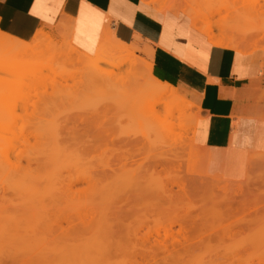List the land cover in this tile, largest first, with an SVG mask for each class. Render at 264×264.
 I'll return each mask as SVG.
<instances>
[{
	"label": "rangeland",
	"instance_id": "374dc122",
	"mask_svg": "<svg viewBox=\"0 0 264 264\" xmlns=\"http://www.w3.org/2000/svg\"><path fill=\"white\" fill-rule=\"evenodd\" d=\"M212 1H215L214 5L208 7L213 9L224 3L220 8L223 10L219 11L221 14L217 12L220 15H210L212 21L205 22L215 23L214 30L222 33L230 27L229 23L234 27V30L230 27V35L232 33L240 41L245 37L247 43H260L262 47L264 0ZM204 9L201 8V12L207 16L208 10ZM223 26H227L226 29ZM55 28L45 33L53 34ZM94 37L96 35L86 24L78 23L76 46L82 48ZM53 65V70L46 69L47 72L38 75L45 76L28 79L26 83L12 70L0 73V86L5 83L3 89L14 88L0 92V219L6 224V229L0 231L6 238L0 241V260L16 256L22 260L27 258L32 264H72L75 256H84L88 249L94 251L107 245V237H112L113 233L115 239L127 237L133 244L136 240L138 253L146 249L151 251L148 254L157 253L160 257L174 254L170 257L174 259L171 264H264V163L254 165L256 167H250L249 163L248 176L242 181H230L212 174L206 152L194 142V120L199 117V111L190 101L195 108L190 111V123L186 124L187 128L190 126L186 133L188 137L184 134L183 141L191 142L192 147L184 142V150H176L179 157L176 163L182 164L181 171H175L171 165V172L167 167L150 171V164L153 165L159 153H164L169 160L174 154L171 147L161 145L152 123L145 122L137 112L143 99L120 97L121 94L105 95L88 87L82 67ZM34 69L38 67L30 68L31 71ZM122 104L129 107L128 111ZM113 107L122 113L114 112ZM102 109L107 112L102 113ZM98 110L104 115L116 114H109L107 118L102 115L105 120L100 116L105 122V132L109 131L106 137H109L93 140L89 135L86 138L76 129V115L91 117V113ZM134 110L136 113L131 117L130 112ZM113 117L116 118L113 120ZM20 142L23 148L19 146ZM89 142L92 144L87 149L84 144ZM157 142L161 148L157 147ZM259 157L262 155H254L251 159ZM12 166H19L20 173L22 168L25 169L24 175L11 170L14 169ZM180 177L188 186L184 193L180 189ZM238 188L242 189V195H233ZM157 189H165L167 196L163 203L159 201L161 204L155 197V192H159ZM185 193L191 197L187 199L183 196ZM159 206L164 210H159ZM205 207L208 208L206 211ZM104 223L114 224L111 235L107 234L109 229L106 230ZM177 223L186 224V228L183 227L188 232L184 233ZM111 251L107 253L111 258L106 254L109 259L102 260L104 263L128 262L127 256L125 262L124 256H118L122 250L119 254L115 249ZM76 259L78 261L79 257ZM166 261L167 258L160 264ZM139 262L143 261L139 259Z\"/></svg>",
	"mask_w": 264,
	"mask_h": 264
},
{
	"label": "crops",
	"instance_id": "0c3cea01",
	"mask_svg": "<svg viewBox=\"0 0 264 264\" xmlns=\"http://www.w3.org/2000/svg\"><path fill=\"white\" fill-rule=\"evenodd\" d=\"M175 12L142 0H0V30L30 41L62 21L74 22L76 34L84 23L96 37L83 48L111 31L154 66L158 80L196 105L194 142L206 152L209 171L242 181L249 163H259L251 157H264V40L251 53L214 47L189 14Z\"/></svg>",
	"mask_w": 264,
	"mask_h": 264
},
{
	"label": "bare ground",
	"instance_id": "6f19581e",
	"mask_svg": "<svg viewBox=\"0 0 264 264\" xmlns=\"http://www.w3.org/2000/svg\"><path fill=\"white\" fill-rule=\"evenodd\" d=\"M142 1H144L147 4L155 6L158 10H160L162 12H166V11H173L174 12V11H176L175 13H178L179 11H183L185 14H187V15L189 14L188 16L189 17L191 16L193 19L194 26L198 29V31H200L203 35H205L206 37L209 38L210 43L212 45H214V47L216 46V47H221L222 49H224V48L234 49V50H236L238 52H242V53H251L256 49L262 48L261 46H259V45H261L260 43H259V45L254 43V45H253L250 42L247 43L248 40L245 37H244V39L246 41L244 39H243V41L242 40L240 41L236 37L232 36L233 35L232 33L230 35V31L234 30V27H232L228 22H227L228 26H230L232 30H230V27H228L227 28L228 30H227L226 29L227 26L226 27L223 26L226 29L225 32L222 29L224 33H222L220 29L219 30L221 33L214 30L215 27L213 24H215V23L211 24L209 22H205V20L208 21V20L213 19L210 15H213L219 11H222L223 8H222V10H220V8L224 3L221 4L220 7L217 6L216 8L213 7V9H212L211 7H208L209 4L214 5L215 1L213 2L212 0H142ZM219 2H222V0H220ZM201 8L202 9L205 8L204 10H208L209 15L207 14V16H206L204 13H202ZM225 11H228V9ZM219 13L221 14V12H219ZM220 14H218V15H220ZM227 23H226V25H227ZM106 28L109 29L108 26ZM226 31H229V32H227L229 34H227ZM75 32L76 31H74V26H73L71 21H62L61 23H59L58 26L55 28V31L53 34L45 33L44 29L38 30L37 34L30 41H23V40L17 39V38L12 37V36L2 32L0 30V73L2 71H5V70H12L17 75H20V80L22 82L26 83V81L28 79H32V78L36 79V77L38 79V77L45 76L42 74H40L41 76H38V75H39V73H44L45 71L47 72V70L48 71L53 70V67H54L53 64H55V63L56 64L59 63L61 66H79V68L82 67L83 73L85 74L86 79H87V85L90 89L94 88L98 91H101L103 94L105 93V95H106V93L109 94V96H110V94H112V95L121 94L120 97L124 96L126 98L127 97H134V96L141 97L143 99V103L138 106L137 112L141 115V117L143 118V120L145 122L150 121L152 123V125L154 126L153 129L157 130L156 133L158 132L157 134H159V136H160V141L162 143L161 145L162 146L164 145V147L167 145L169 147H171L172 148L171 152H173V154H174L173 159L169 160L168 157L166 155H164V153H159V155H157L155 157L156 159H155V161H153V165L150 164L151 168H149V170L150 171H156L159 167H161L163 170L167 167L168 169H170V172H171L172 167H173L175 171L180 172L182 169V164L176 163V161L179 159V157L176 155V150H178V149L184 150V147L186 146L187 142L183 141L184 134L186 135L187 129L189 130L190 126L188 128H187V126H188V123H190V111L192 110V108H195V107L191 103H189L186 99L181 97L173 86L158 80L154 75V66L151 63L147 62L146 60L142 59L141 57L137 56L135 53H133L128 45L118 41L111 31H109V30L104 31V33H102V35L100 37L98 44L96 46H90V47L86 46L87 48H83V47L80 48V47L76 46V44H75V34L76 33ZM263 48H264V46H263ZM35 66H37L38 69H34L31 71L30 68H33ZM5 73H7V72L5 71ZM2 74H4V73H2ZM33 80H31V81H33ZM3 83L4 82L2 81V84ZM6 85L8 87L11 86V84L9 86L7 83H6ZM23 85H24V83H23ZM2 86H0V92H2V93L7 92L8 90L13 91V89H14V88H6L5 87L6 89L4 88L5 89L4 90ZM23 88H24V86H23ZM8 93H10V92H8ZM4 95L5 94H3V96ZM1 99H3V98H1ZM1 101H4V100H1ZM123 106H124L125 110L127 109V111H128L129 107H126L125 105H123ZM115 107L117 108V106H115ZM115 107L112 108L114 112L119 111L122 113V110L120 111L119 108L117 110H115L116 109ZM109 110L112 111L111 109H109ZM101 111H102V113L107 112L106 109H105V111H104V109H102ZM101 111L98 110L97 112L96 111L93 112L94 114L91 113L92 114V115H90L91 117H83V116H89V115H83V114H81V117L76 115V117H78V118L75 117L77 120L74 122L76 129L79 130L84 136H86V138L89 135H91L93 137V140H99L101 138H108L109 137V136L106 137V134H108L109 131L107 133V132H105V131H107V129L103 128V126L105 125L104 124L105 122L103 123V121L105 120V117H103L102 115H104L105 113L102 114ZM1 112H0V114H1ZM124 113H125V111H124ZM134 113H136L135 110L130 112L131 117H133L132 115ZM109 114H110V112H109ZM109 114H107V115L109 116ZM107 115H104V116H106V118H107L108 117ZM110 115L115 116L116 114H110ZM100 116H102V118L104 120H102V119L100 120V118H101ZM115 118L116 117H113V120ZM198 118L199 117H197L194 120V125H196ZM111 120H112V118H111ZM186 124H187V126H186ZM79 126H81L82 128H80ZM193 127H192V129H193ZM178 132H182V134H180V133L178 134ZM17 134L19 135L20 133L17 132ZM192 134L194 135V133H192ZM186 137H188V136L186 135ZM2 139H4V138H2ZM186 140H187V138H186ZM21 141H24V140H21ZM184 142H186V143H184ZM126 143L128 144V142H126ZM182 143H184V144H182ZM21 144H23V143H21V142L19 143L20 147H22ZM91 144H92L91 142H89L87 144L85 143L84 146L88 149V147H90ZM130 144H132V143H130ZM189 144L187 143L188 147H192V145H189ZM9 145L11 147V143ZM158 145H160V143L157 142V147L161 148V145L160 146H158ZM2 147H3V145H2ZM7 149H9V148H7ZM7 152H8V150H7ZM36 152L38 154V150H36ZM10 153L6 157L10 156ZM34 156H36V155H34ZM32 158L33 157H31V159ZM6 159H8V158H6ZM29 159H28V161H29ZM31 159H30V161H31ZM255 160L256 159H254L252 166L257 165L260 162H262V164L264 163V157H262V158L259 157L258 158L259 163H256V164H255V162H256ZM7 163H8V161H7ZM10 163L11 162L8 163V166H11ZM170 165L172 166L171 168H170ZM254 167H256V166H254ZM12 168H14V169H11V168L10 169L15 170L16 173L19 171L18 172L19 174H23V170H25L21 167L22 173H20L21 171H20L19 166L17 168L12 166ZM11 170H10V172H11ZM7 171L8 170H6V172ZM24 173H25V171H24ZM25 174H27V173H25ZM23 175H21V176H23ZM14 176H16V175H14ZM147 176H149V175H147ZM157 178H159V177H157ZM16 179H18V176ZM159 179H161V178H159ZM156 180H158V179H156ZM164 180H166V179H164ZM175 180H174V182H175ZM179 181H180L179 185L182 186L180 189H182L181 191H183V193H184L185 192V186H187L186 181L183 180V178H181V177L179 178ZM187 181H188V179H187ZM26 182H28V181H26ZM161 182L162 181H160V183ZM24 183H25V181H24ZM157 184H158V182L156 183V185ZM176 184L178 185V182H176ZM19 185L20 184H18V187L21 188V186H19ZM174 185H175V183H174ZM157 187H160V186H157ZM163 187H165V185ZM160 188H162V187H160ZM160 190L161 191H159V189H157V191H159V192H155V193H157L155 197L157 198L158 203H159V201H161V203H163L162 202V201H164L163 199L167 196L164 192L165 189L164 190L160 189ZM20 191H22V190H20ZM233 191L234 190H232V192ZM186 192H188V191H186ZM238 194L242 195V189L241 188H238L236 191L233 192V195L237 196ZM245 194H247V193H245ZM167 195H169L168 192H167ZM192 195H194V194H192ZM169 196H171V195H169ZM183 196L187 197V199H189L191 197V196L189 197V195H186V193ZM209 196H208V198H210ZM169 200L172 201L171 199H169ZM209 200H211V199H208V201ZM216 202H217V200H216ZM161 203H159V204H161ZM161 208H162V206L158 209L160 210ZM207 209L208 208L205 207L204 210L206 211ZM162 210H164V208H162ZM166 211L168 212V210H166ZM183 221L184 220H182L181 222L183 223ZM174 224H172V225H174ZM186 224H187V220H186ZM186 224H184L183 226L185 227ZM113 225L108 224V223H104V226L107 227L106 230L109 229L108 233H107L108 235L111 233L110 230H112V228L114 229ZM188 225L189 224H187V227H189ZM5 226H6V224H5L4 220L0 219V231H4L6 229ZM179 226H181L180 228H182L181 230L184 233L188 232V229H185L186 227L184 228L182 226V224ZM189 229H191V228L189 227ZM195 229L198 231L200 228L199 229L195 228ZM203 229H204V227H203ZM184 233L182 235H184ZM188 235L189 234H187V236ZM111 236L112 237H110V236L107 237L109 240V243H107V245L102 247L105 251L102 248H100V249L98 248V250L94 249V251L92 249L91 250L88 249V252L85 253L86 255L75 256V258H74L75 260H73L74 263H72V264H96V263L97 264H103L106 257H107L106 258L107 260L109 258H111L107 254L108 252L109 253L112 252L111 249H113V250L115 249V252L118 251V254H119L120 250H122V253L120 252L121 255L116 254V256L117 255L120 257L124 256V258H122L124 260V262H125V258L127 256L126 261H128V262H125V264L126 263H128V264H158L159 263L160 264V261H162V260L164 261V259L166 260V258H167V261L169 260L168 262L170 264H171V262L173 263V261H174L173 258H170L174 254L173 255L167 254V256L160 257V255L157 253L148 254L151 251L148 252V250H146V249H144V250L142 249L143 252L138 253L137 251L139 248L137 245H135L136 240H134V244H133V240H129V239H127V237H125L124 239L123 238L121 239L120 237L119 238L116 237L117 239H115V236L113 237V233ZM184 237H185V235H184ZM0 238H1L0 239L1 242H2V238H3V241H5L4 239H6V238H4V234L2 232H0ZM126 243H127V245H126ZM128 245H130V246L132 245V247L130 248V246H128ZM127 247L129 248V250L131 249L132 252H129ZM163 247H164V249H167L166 246H163ZM91 248H93V247H91ZM89 251H91V252L89 253ZM95 251H96V254H95L96 257H93L92 255H94ZM97 252H99V253L102 252L103 254L100 255L98 253V255H97ZM124 252L125 253L128 252L129 254L127 253L128 255H126ZM30 254H31V252H30ZM106 254L109 256V258H108V256H106ZM81 255H83V254H81ZM44 256L45 255H43V257ZM72 257H73V255H72ZM78 257H79V260L77 261L76 258H78ZM82 257H83V259H81ZM21 258L22 257H16V256L15 257L10 256V257H7L5 259L2 258L0 260V264H20V263L21 264H23V263L24 264H32L31 261H29L30 263L28 262L29 259L26 258L27 260L26 259L22 260ZM47 258H48V256H47ZM35 259H38V258H35ZM139 259H141L143 262H139ZM181 259H183L182 254H181ZM181 259L179 258V260H181ZM102 260H104V261H102ZM25 261H26V263H25ZM99 261L103 262V263H100ZM167 261H166V263L168 264ZM18 262H20V263H18ZM166 263H163V264H166ZM104 264H106V262ZM109 264H111V263H109Z\"/></svg>",
	"mask_w": 264,
	"mask_h": 264
}]
</instances>
